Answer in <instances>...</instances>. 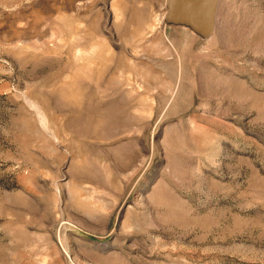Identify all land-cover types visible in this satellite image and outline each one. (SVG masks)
Listing matches in <instances>:
<instances>
[{
  "label": "rangeland",
  "instance_id": "rangeland-1",
  "mask_svg": "<svg viewBox=\"0 0 264 264\" xmlns=\"http://www.w3.org/2000/svg\"><path fill=\"white\" fill-rule=\"evenodd\" d=\"M164 11L0 0V264H264V0Z\"/></svg>",
  "mask_w": 264,
  "mask_h": 264
},
{
  "label": "water",
  "instance_id": "water-1",
  "mask_svg": "<svg viewBox=\"0 0 264 264\" xmlns=\"http://www.w3.org/2000/svg\"><path fill=\"white\" fill-rule=\"evenodd\" d=\"M218 0H164V22L207 38L213 31Z\"/></svg>",
  "mask_w": 264,
  "mask_h": 264
}]
</instances>
